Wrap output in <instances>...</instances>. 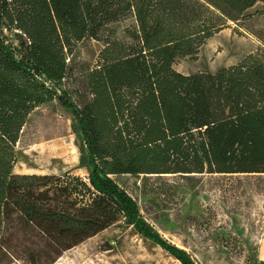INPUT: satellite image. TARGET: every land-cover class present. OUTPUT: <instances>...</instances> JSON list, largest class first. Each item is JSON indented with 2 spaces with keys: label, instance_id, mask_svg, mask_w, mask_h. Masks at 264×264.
<instances>
[{
  "label": "trees",
  "instance_id": "trees-1",
  "mask_svg": "<svg viewBox=\"0 0 264 264\" xmlns=\"http://www.w3.org/2000/svg\"><path fill=\"white\" fill-rule=\"evenodd\" d=\"M257 1L0 0L18 40L0 33V260L50 264L123 219L195 264L115 176L264 175V49L215 72L175 68ZM85 40L100 44L94 66L77 60ZM55 98L82 136L86 178L13 171L28 115Z\"/></svg>",
  "mask_w": 264,
  "mask_h": 264
},
{
  "label": "rangeland",
  "instance_id": "rangeland-1",
  "mask_svg": "<svg viewBox=\"0 0 264 264\" xmlns=\"http://www.w3.org/2000/svg\"><path fill=\"white\" fill-rule=\"evenodd\" d=\"M0 33L15 41L16 31L0 20ZM100 44H78L77 60L89 66L98 61ZM264 49V0L230 21L192 56L178 58L175 68L184 73L215 72L237 63L249 52ZM62 142L73 150V159L56 155L43 159L37 150ZM85 145L74 131L73 114L58 98L36 107L15 146L14 173L56 174L69 172L86 178L80 159ZM119 184L137 201L146 226L163 240L187 251L195 264H263L264 175L222 176L205 174H121ZM36 247L44 251V243ZM52 252V251H51ZM50 264H182L155 240L123 219L101 232L61 251L52 252ZM12 256L0 264H23Z\"/></svg>",
  "mask_w": 264,
  "mask_h": 264
},
{
  "label": "bare ground",
  "instance_id": "bare-ground-1",
  "mask_svg": "<svg viewBox=\"0 0 264 264\" xmlns=\"http://www.w3.org/2000/svg\"><path fill=\"white\" fill-rule=\"evenodd\" d=\"M37 152L41 155L43 159H48L49 157H52L56 155L58 159H60L62 162L70 161L73 157V150L72 148L62 142H52L50 144L42 145ZM264 249V244H263Z\"/></svg>",
  "mask_w": 264,
  "mask_h": 264
},
{
  "label": "crops",
  "instance_id": "crops-1",
  "mask_svg": "<svg viewBox=\"0 0 264 264\" xmlns=\"http://www.w3.org/2000/svg\"><path fill=\"white\" fill-rule=\"evenodd\" d=\"M263 264H264V260H263Z\"/></svg>",
  "mask_w": 264,
  "mask_h": 264
}]
</instances>
